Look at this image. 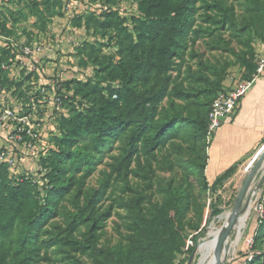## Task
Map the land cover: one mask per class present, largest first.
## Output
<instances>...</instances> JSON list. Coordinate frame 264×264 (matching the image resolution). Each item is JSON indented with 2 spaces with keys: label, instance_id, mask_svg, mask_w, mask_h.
<instances>
[{
  "label": "rangeland",
  "instance_id": "obj_1",
  "mask_svg": "<svg viewBox=\"0 0 264 264\" xmlns=\"http://www.w3.org/2000/svg\"><path fill=\"white\" fill-rule=\"evenodd\" d=\"M31 1L0 0V114L9 106L18 118H12L1 126L0 147L13 152L16 158L15 165L9 167L12 179L31 178L42 187L45 183L43 176L49 171L46 162L57 150L56 140L62 134L61 118L68 119L75 111L93 105L82 95L73 98L75 88L96 85L98 91L92 95L96 103L107 96L103 89L109 81L105 80L107 75L103 68L108 59L118 61L119 39L125 33L133 34L143 16L136 0H61V7H47L46 1L39 0V10ZM222 1L232 10L235 25H223L222 22L208 25L199 20L207 33L193 48L196 58H190L184 66L180 80L184 88L194 94L208 85L205 77L213 82H235L243 71L237 58L247 50V40L255 42L251 31L245 29L253 13L254 0ZM114 10L120 19L125 20L122 26L114 25L104 31L95 23H89L90 19L104 22L102 15ZM13 16L21 21L14 23ZM91 47L97 51L92 57ZM97 58L98 64L94 63ZM209 101L204 94H198L189 100L188 108L203 112ZM20 128L26 131L24 140L14 144L10 134ZM29 130L37 137L28 135ZM129 136L127 134L123 141L116 142L104 152L99 162L96 159L92 175L85 182L78 181L65 198L57 217L38 238L39 243L53 241L56 245L50 249L44 247L38 261L33 264H94L91 255L74 251L61 240L66 236L70 220L86 204L87 196L101 190L111 176L113 180L117 176L116 167L126 154ZM182 136L163 150L156 151L155 158L148 160L143 155L142 164H133L127 181L120 180L109 188L99 204L102 213L110 211L100 248L129 244L133 235L130 211L134 207L140 208L149 220H153L157 211L168 202L183 207L180 218L185 227L184 253L177 255L176 264H190L193 253L189 250L195 246L193 238L197 234L206 229L204 237L199 240V243L204 242L215 225L217 228L226 226L221 217L233 212L249 173L261 157L264 143L245 160L235 164L232 177L213 190L212 186L205 187L199 166L204 157L209 156L213 138L207 139L205 146L204 142L193 137L191 129L184 130ZM86 170L84 167V172L77 178ZM263 179L264 168L254 179L248 199L242 206L244 209L250 202L239 217L249 213L243 236L235 246L230 245L225 264H245L247 258L264 257V243L261 248H256L253 241L260 220L264 219L258 212V207L264 202V182L259 187ZM212 208L221 210V215L212 218ZM238 223L239 220L231 235L235 241ZM84 232L83 226L75 233V238L82 239ZM191 241L194 246L190 245ZM200 258L197 250L191 264H199Z\"/></svg>",
  "mask_w": 264,
  "mask_h": 264
},
{
  "label": "trees",
  "instance_id": "obj_2",
  "mask_svg": "<svg viewBox=\"0 0 264 264\" xmlns=\"http://www.w3.org/2000/svg\"><path fill=\"white\" fill-rule=\"evenodd\" d=\"M44 1L47 7L62 6L61 0ZM136 1L143 21L138 20L133 34L125 33L119 39L118 61L108 59L103 68L107 75L105 80L109 81L103 89L107 96L96 103L92 99L98 91L96 85L75 88L73 98L82 95L93 105L75 111L68 119L61 118L62 134L56 140L57 150L46 162L49 171L43 176V186L31 178L14 180L6 165L0 167V264H33L44 247L50 249L56 245L53 241L39 243L38 238L57 217L62 202L78 181L85 182L92 175L96 159L99 162L103 153L123 141L127 134L130 135L128 147L116 167L117 176L114 180L111 176L101 190L87 196L86 204L70 220L61 243L91 255L94 264H176L177 255L184 253L185 227L180 218L183 207L168 202L153 220L134 207L130 211L133 235L129 244L100 248L110 211L102 213L99 204L113 184L129 179L133 164L141 165L143 155L148 160L155 158L156 151L182 138L184 130L191 129L193 137L206 146L212 102L220 92L232 88H226L222 80L213 82L205 77L208 85L199 88L197 93L204 94L210 101L205 111H193L189 110L188 102L198 94L186 90L180 80L184 66L190 58H196L193 48L207 33L199 20L208 25L221 22L235 25V21L232 10L222 0ZM31 4L37 10L41 6L39 0H32ZM117 14L115 10L109 11L102 15L104 22L90 19L89 23H95L104 31L114 25L120 27L125 20ZM20 21L13 16L14 23ZM245 29L251 31L255 42L264 43V0H254L253 13ZM255 42L247 40V50L237 58L243 70L241 80H251L256 72ZM96 53L92 48L90 56ZM94 63H100L98 58ZM208 158L206 155L199 166L205 187L212 186L215 190L232 177L235 166L210 180L205 174ZM84 167L87 170L77 178ZM221 213L212 208V218ZM83 226V238L76 239L75 233ZM205 232L206 229L193 238L195 246L192 241L191 254ZM253 241L256 248L264 243V219L260 220ZM245 264H264V257L247 258Z\"/></svg>",
  "mask_w": 264,
  "mask_h": 264
},
{
  "label": "crops",
  "instance_id": "obj_3",
  "mask_svg": "<svg viewBox=\"0 0 264 264\" xmlns=\"http://www.w3.org/2000/svg\"><path fill=\"white\" fill-rule=\"evenodd\" d=\"M256 57L264 59V43L254 44ZM242 76V73H241ZM224 83L226 88L235 87L241 80ZM264 142V78L257 80L242 100L234 117L227 120L213 137L209 152L207 174L215 180L230 167L256 152Z\"/></svg>",
  "mask_w": 264,
  "mask_h": 264
},
{
  "label": "built area",
  "instance_id": "obj_4",
  "mask_svg": "<svg viewBox=\"0 0 264 264\" xmlns=\"http://www.w3.org/2000/svg\"><path fill=\"white\" fill-rule=\"evenodd\" d=\"M27 51H29L27 49ZM256 72L253 75L251 80H239L235 87L230 90H224L218 94V96L212 102L210 107L208 119V136L207 139L210 140L214 137L216 132L223 126V124L235 116L240 108L242 100L247 96V94L252 89L254 83L260 78H264V59L256 58ZM117 98V96H114ZM10 107L7 106L4 108L0 114V130L2 125L12 118L18 119L17 116L12 112ZM20 121V120H19ZM26 133L24 128L16 129L13 134H10V140L14 144H18L24 140V134ZM27 134L31 137H37L36 134H33L31 130L27 131ZM1 136V132H0ZM14 153L7 152L2 150L0 147V166L6 165L8 168L15 165V156ZM43 169L40 171L42 172ZM37 183L36 181H34ZM258 212L260 216L264 215V202L258 207ZM251 242V241H250ZM190 245H193V242H190Z\"/></svg>",
  "mask_w": 264,
  "mask_h": 264
},
{
  "label": "bare ground",
  "instance_id": "obj_5",
  "mask_svg": "<svg viewBox=\"0 0 264 264\" xmlns=\"http://www.w3.org/2000/svg\"><path fill=\"white\" fill-rule=\"evenodd\" d=\"M263 168H264V164L262 169ZM248 217H249V213L247 212L243 217L239 219V223L236 226V228L238 229V234L236 233L237 240L236 241L232 240L233 237L231 238L232 235L231 233L224 242L220 254V258L222 261H225V258L228 257V254L230 253V245L235 246L236 242H238L241 236H243L242 235L243 229L245 228ZM230 218H231V212H228L221 217V221H225V225H226L229 222ZM224 228H217V226L215 225L208 232L207 240H205L204 242H200L198 246V250L200 252V257H201L199 264H218L217 252L219 250L221 237L225 230Z\"/></svg>",
  "mask_w": 264,
  "mask_h": 264
},
{
  "label": "water",
  "instance_id": "obj_6",
  "mask_svg": "<svg viewBox=\"0 0 264 264\" xmlns=\"http://www.w3.org/2000/svg\"><path fill=\"white\" fill-rule=\"evenodd\" d=\"M260 154H261V157L258 159V162L254 166L252 171L249 173L248 178H247V180H246V182H245V184H244V186L242 188V191L240 193V196H239V198L237 200L236 206H235L233 212L231 213V218H230L229 222L226 224V226L224 228L225 230H224V233H223V235L221 237L219 250L217 252L218 264H225V262L222 261L221 258H220L222 246H223L224 242L226 241V239L228 238V236L232 233L236 223L239 220L240 215L245 213L246 208L248 207V205L250 203L248 201L246 207L242 210V206L246 202V199H248L249 192H250V190L252 188V183H253L254 179L257 177V175L261 172L263 164H264V149L261 150ZM263 182H264V179L260 182L259 187L262 185ZM197 250L198 249H196L193 252V254H192L191 258H190V264L192 263L194 257L196 256Z\"/></svg>",
  "mask_w": 264,
  "mask_h": 264
}]
</instances>
